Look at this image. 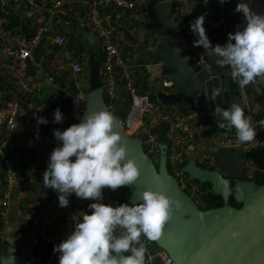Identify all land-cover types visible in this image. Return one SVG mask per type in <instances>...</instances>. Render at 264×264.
Masks as SVG:
<instances>
[{"label":"water","instance_id":"water-1","mask_svg":"<svg viewBox=\"0 0 264 264\" xmlns=\"http://www.w3.org/2000/svg\"><path fill=\"white\" fill-rule=\"evenodd\" d=\"M204 7L200 10L206 19H218L222 13L218 0H195ZM239 1V0H238ZM145 6L144 19L156 30L158 42L154 48L135 49L137 55L154 63L162 64V70L172 82L170 91L158 90L156 98L160 108L166 111L169 107H177V113L190 110L214 112L216 105L228 107L231 103H239L246 115H254L253 101L264 110V86L256 78L246 86L229 75V66L221 67L216 63L217 57L211 53L198 55V46H193L196 37L189 30L184 20L177 16L176 3L167 7L163 0H143ZM249 3L256 12L264 13V0H242ZM224 25L212 27L204 24L206 34L211 37L212 45H224L228 34L236 31L241 24L238 15L227 6L223 10ZM180 48L177 54L175 48ZM187 57V58H184ZM102 62L98 56L90 59V90L98 97L99 109H108L102 100L104 80L101 71ZM49 103L59 105L75 122H79L86 112L82 101L69 94L62 87H56L47 98ZM110 111V110H109ZM116 117L117 131L129 148V156L138 164L140 175L136 182L127 186L130 195L126 203L141 202L140 193L148 188L163 191L166 195L182 201V208L174 210L171 219L165 224L162 235L153 242L165 250L172 259V264H264V130H258L257 137L262 145L244 151L242 148L224 147L215 154L216 165L213 169L199 167L195 160L182 168L189 180H197L200 184L209 183L210 189L201 196V202L209 207L199 209L191 197L179 186L178 180L168 171L167 128L155 127L153 130L160 136L161 156L156 165L144 151L141 134L131 136L121 126L118 112ZM252 114V115H251ZM218 116H206V129L196 136L212 140L215 132L226 133L234 128H219ZM211 154L210 151H205ZM245 161L256 167L254 179L261 180L255 185L245 171ZM248 176H246V175ZM249 177V178H246ZM220 196L221 207H214L213 199ZM240 204L233 207L230 198ZM73 231L70 227L64 234L67 237ZM237 232L233 238L231 232ZM4 249L0 245V253ZM1 264H29L28 255L7 257Z\"/></svg>","mask_w":264,"mask_h":264},{"label":"clouds","instance_id":"clouds-1","mask_svg":"<svg viewBox=\"0 0 264 264\" xmlns=\"http://www.w3.org/2000/svg\"><path fill=\"white\" fill-rule=\"evenodd\" d=\"M226 2L218 0L220 4ZM203 3L207 4V0ZM234 11L241 14L242 22L234 33L228 34L224 45H212L203 14L189 23V30L196 37L194 47L216 56V63L229 66L228 75L246 86L264 75V13L254 11L242 0L236 3ZM175 51L180 54L181 49L177 47ZM214 113L218 114L219 128L235 129L238 143L252 142L258 130H264V119L253 121L239 103L233 102L226 108L216 105ZM53 117V123H63L59 107ZM47 123L46 118L37 117V125ZM53 136L60 143L49 154L43 185L57 192L60 207L68 206L71 194L93 201L88 204L89 211H81V218L73 223L67 238L53 246V252L59 253V264H146L147 249L141 237L160 238L173 211L182 208V201L148 188L140 193L138 203L102 202L104 188L130 186L140 175L111 111L87 113L64 130L54 129ZM231 236L236 238L238 233L233 231Z\"/></svg>","mask_w":264,"mask_h":264},{"label":"built area","instance_id":"built-area-1","mask_svg":"<svg viewBox=\"0 0 264 264\" xmlns=\"http://www.w3.org/2000/svg\"><path fill=\"white\" fill-rule=\"evenodd\" d=\"M23 1V0H20ZM33 9L42 11L46 7L35 1L27 0ZM80 5L87 8V20L92 33L95 35L103 52L102 74L104 80V94L109 100L108 108L114 109V104L120 99L122 92H126L130 98L129 111L125 118H120L122 129L131 136L141 134L142 146L144 151L156 164L160 161L161 140L160 136L154 132L155 127L167 128L169 139L166 152L167 163L171 165V174L178 180L180 188L187 193L197 204V199L201 202V187L194 180H189L186 173L182 171L188 158L189 150L194 147H200L204 151H210L211 154L205 155L207 166L215 167V154L218 149L224 147L242 148L244 151L261 145L256 136L255 140L248 143H238L235 131L226 133H217L212 142L199 141L193 132L194 127L202 125L204 117L218 116L214 112H202L199 110H190L183 114H178L175 108L163 111L159 105L151 100V91L141 93L134 84L132 74V65L120 48V41L123 33L116 23L111 22V15L106 13L102 5L108 3L115 8L131 12L138 16L139 11L145 6L143 0H75ZM165 2V0H163ZM176 3L177 16L189 23L201 13L196 11L191 0H174ZM221 15L218 19H206L204 24L212 27H221L224 25L223 10L226 3L220 4ZM11 7V0H0V10L7 11ZM60 15H65V11L58 9ZM142 16V15H141ZM51 33L49 25L38 29L30 38L22 35H13L7 28L5 17H0V48L4 56L12 63L16 78V88L12 94L11 100L5 111H0V127L2 135L0 139V158L3 156L4 149L11 144L13 134L21 128H29L33 141L41 148L44 161L48 164L51 149L49 143L55 141L46 135L42 125H37V117H41L38 109L29 108L24 97V83L27 78V69L30 61L35 62V51L46 34ZM208 36V35H207ZM209 37V36H208ZM212 42L211 37H209ZM53 41L58 45H65L67 40L64 35L55 33ZM208 54L202 47L198 46V55ZM86 62L77 60L71 64V70L76 76L84 74ZM155 76L160 79V85L163 90L171 88L172 82L165 78L162 70V64L156 63L152 68ZM49 80L54 82V78L49 76ZM69 85H67L68 87ZM83 97L77 96V100ZM17 161V158H16ZM156 164V165H157ZM246 174L251 175L254 166L250 161H245ZM264 174V172H263ZM6 184L0 192V221L4 223L12 195L15 189L16 174L13 166L6 165L5 172ZM103 203L117 205L126 203L118 198L113 190L104 188L102 190ZM67 207L50 210L34 218L28 229V244L26 253L30 264H59V253L53 252V246L59 244L65 237H58L55 230L60 226L62 216L67 212L68 207L73 201L87 203V200L77 198L75 194L69 197ZM88 201H92L88 199ZM93 202V201H92ZM142 242L147 249L145 254L146 264H172L169 254L158 247L153 242H147L141 237Z\"/></svg>","mask_w":264,"mask_h":264},{"label":"crops","instance_id":"crops-1","mask_svg":"<svg viewBox=\"0 0 264 264\" xmlns=\"http://www.w3.org/2000/svg\"><path fill=\"white\" fill-rule=\"evenodd\" d=\"M35 1L43 4L46 9L37 11L32 8L27 0H11V7L7 11H1L3 13L2 17H5L7 14H12L20 19L22 18L28 21L30 23V29L34 31L33 34L45 25H49L51 28V33L46 34L38 46L41 50L38 55L39 59L35 57V62L30 61L28 64L27 78L24 83V97L27 106L32 109H38L41 117L48 120L46 125L41 124L44 130L45 126L51 124V119L45 114L46 108L48 104H50L47 98L53 93L56 87H62L58 82L60 80L65 79V82L74 80L79 90L76 98L77 96L83 97L81 101L85 105L86 112L98 111L100 107L98 102L99 99L98 97L92 98L94 92L90 90V59L91 56L96 55L102 62L103 52L99 41L92 33L88 24L87 8L80 5L75 0ZM173 2L174 0H165L167 7H170ZM191 3L196 11L204 10V7L195 0H191ZM102 8L106 13L111 15V22L116 23L123 33V38L120 41V48L124 57L130 61L132 65L134 80L139 81L141 84L146 83L155 94L158 90H163L160 85V79L155 76L152 71L156 63L149 62L145 65L148 72V75L145 76L142 66L139 64L137 52L135 51V49L139 48H154V46L152 47L150 45L158 42L157 35L156 39L148 38L146 30L140 25L142 14L139 13L138 16H135L131 12L121 11L108 3L102 5ZM58 9H62L66 14L60 15L57 12ZM7 22L8 20L6 19V23ZM10 31L13 35H22L28 38L26 33L21 34L17 32L15 28L10 29ZM55 33L64 35L67 41L69 35L75 34V36L87 47L84 46V50L80 52L77 51V49H69L67 45H58L53 41ZM146 42L148 45L142 47ZM79 59L86 62V68L83 74L85 76L83 77L76 76L71 70V64ZM49 76L54 78V82L49 80ZM165 78L169 79L166 76ZM257 79L264 86V75L257 77ZM15 88L16 78L12 63L4 56L0 48V111H5L7 109ZM63 89L66 90V88ZM49 90L50 92L48 93ZM165 90L167 91V89ZM106 98V95L103 93L102 100L107 108L108 104L106 103ZM251 104L254 110V115L251 114L253 121L264 119V110L262 107L255 101ZM173 108L177 110L178 106H171L166 110ZM110 111H118L115 109V104L114 109ZM206 125L207 123L204 122L202 125L196 126V128L194 127L193 132L197 140L211 143L212 140H208L206 137L196 136V134H199L207 128ZM229 131L234 130H228V132ZM50 133V137L55 139L53 131H50ZM217 133L220 132L212 134V139ZM1 135L2 128L0 127V139ZM51 143L57 144L50 147L51 150L59 145V142L56 140ZM16 152H19L26 161L27 169L23 176H18L16 173L18 171L15 166ZM205 155L209 154H206L200 147L190 149L184 166L190 163V161L195 160L199 167L213 169L214 167L207 166ZM1 159H3L5 165L15 167L16 181L8 213L3 223V228L0 231V245H2L4 249V252L0 253V264L3 263L2 261L7 257H18L22 252H26L28 244L27 229L34 218L50 210L62 208L58 204L57 192L53 189H47L43 185V173L47 167V163L43 159L41 148L33 141L29 128H21L13 134L11 144L4 149ZM253 166L255 168L254 171H256L254 164ZM262 175L264 176L263 173ZM249 177L255 185L261 184L260 179L255 180L253 178L254 172L249 175ZM231 198L234 200L233 197ZM234 202L238 204L235 200ZM75 203H78V205H75ZM229 204L236 207L230 200ZM81 211H89L87 203L73 201L71 206L68 207L65 215L62 216L60 226L55 230V234L58 237H65L64 234L66 231L70 227H73V223L78 222L81 218Z\"/></svg>","mask_w":264,"mask_h":264},{"label":"trees","instance_id":"trees-1","mask_svg":"<svg viewBox=\"0 0 264 264\" xmlns=\"http://www.w3.org/2000/svg\"><path fill=\"white\" fill-rule=\"evenodd\" d=\"M239 2L238 0H227L226 2V6L228 8H230L232 11H234L235 7H236V3ZM145 11L146 9L143 7L139 13L142 14V16H144L145 14ZM235 12V11H234ZM236 13V12H235ZM238 15V17L240 18L241 22H242V16L241 14L239 13H236ZM3 13L2 11L0 10V17H2ZM5 18L8 20L7 22V28L10 30V29H13L15 28V30H17V32L23 34V33H26L28 35V38L32 37L34 34V31H32L29 27V22L28 21H25L24 19H20L19 17L15 16V15H12V14H7L5 16ZM144 19V17H143ZM141 20L140 21V25L146 30V35L148 38H153V39H156V30L155 28L147 21V20ZM68 46L69 49H77V51H80L81 50H84V46L87 47L84 43H82L80 41V39H78L75 34H71L69 35V39L68 41L66 42V44ZM148 43H144L142 45V47H145L147 46ZM150 46H155L154 43H152ZM40 48L38 47L35 51V57L36 59H39V52H40ZM139 64H141L142 66V70L144 72V75L147 76L148 75V72L146 70V64L149 63V62H152L148 59H145V58H142V57H139ZM79 60H82V59H79ZM102 60H103V55H102ZM60 86H62L63 88H66V91L75 96L78 94V89L75 85V81L74 80H71V81H66L65 82V79L63 80H60L58 81ZM134 84L135 86L139 89V91L141 93H145V92H148V91H151L150 88L146 85V83L144 84H141L139 81H136L134 80ZM67 85H69L68 87H66ZM151 100L156 103L157 105H159V102L157 101V98H156V94L154 91H151ZM120 101H117L115 103V109L118 110L117 112L119 113L120 115V118H125L128 111H129V106H130V98H129V95L126 93V92H122V95L119 99ZM106 103L109 104V100L106 98ZM160 106V105H159ZM59 107L60 110L62 111L63 113V123H53V112L54 110ZM45 114L48 118L51 119V124L49 126H45L44 130H45V134L48 135V136H51L49 134L50 131H53L54 129H60V130H64L66 129L68 126H70L71 124H74V123H77L75 122L73 119H71L67 113L63 110V108H61L59 105L57 104H54V103H50L48 104V107L46 108V111H45ZM60 143V142H59ZM54 145H57L56 143H49V148L54 146ZM19 153V152H18ZM16 152V158H17V161H16V168L18 169V171L16 172L18 174V176H23L25 174V171L27 169V165H26V161L24 160V158L20 155V153L18 154ZM15 168V167H14ZM167 168H168V171L170 173L171 172V165L169 163H167ZM5 172H6V165L4 164L3 162V159L0 158V192L2 191V189L4 188L5 184H6V180H5ZM196 183H198L201 187V191L202 193L206 192L208 189H210V184L209 183H204V184H200L197 180H195ZM114 194H116V196L122 200L125 201V198L129 197L130 195V191L128 189V187H119L117 188L116 190H113ZM213 202H214V207H221L223 205V201H222V198L220 196H215L214 199H213ZM230 202L232 204H235L234 200L232 198H230ZM92 203L91 201H88L87 200V205ZM75 205H78V203H75ZM198 206V205H197ZM234 206L236 207H240V204H235ZM199 209H203V210H208L209 207L205 205V207H199ZM3 228V221L1 222L0 221V231L2 230Z\"/></svg>","mask_w":264,"mask_h":264},{"label":"rangeland","instance_id":"rangeland-1","mask_svg":"<svg viewBox=\"0 0 264 264\" xmlns=\"http://www.w3.org/2000/svg\"><path fill=\"white\" fill-rule=\"evenodd\" d=\"M142 19H143V16L141 17ZM144 20V19H143ZM94 39V38H93ZM83 76H85V75H81V77H83ZM86 79V78H85ZM165 89H167V91H170L171 90V88H165ZM50 92V90L48 91V93ZM157 164V163H156ZM171 170V169H170ZM197 201V205L199 206V207H205V205H204V203H202V202H199V200L197 199L196 200Z\"/></svg>","mask_w":264,"mask_h":264},{"label":"flooded vegetation","instance_id":"flooded-vegetation-1","mask_svg":"<svg viewBox=\"0 0 264 264\" xmlns=\"http://www.w3.org/2000/svg\"><path fill=\"white\" fill-rule=\"evenodd\" d=\"M244 175H246V174H244ZM246 176H248V175H246Z\"/></svg>","mask_w":264,"mask_h":264}]
</instances>
